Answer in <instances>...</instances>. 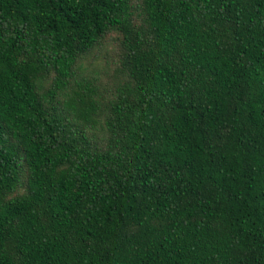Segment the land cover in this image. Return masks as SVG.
<instances>
[{"label": "trees", "instance_id": "1", "mask_svg": "<svg viewBox=\"0 0 264 264\" xmlns=\"http://www.w3.org/2000/svg\"><path fill=\"white\" fill-rule=\"evenodd\" d=\"M0 264H264V0H0Z\"/></svg>", "mask_w": 264, "mask_h": 264}, {"label": "rangeland", "instance_id": "2", "mask_svg": "<svg viewBox=\"0 0 264 264\" xmlns=\"http://www.w3.org/2000/svg\"><path fill=\"white\" fill-rule=\"evenodd\" d=\"M114 34L81 57L78 74L95 81L102 94L110 92L115 81V66L117 63V47Z\"/></svg>", "mask_w": 264, "mask_h": 264}]
</instances>
